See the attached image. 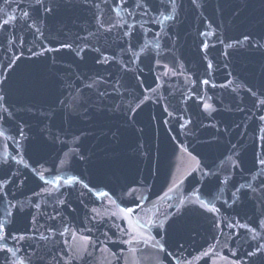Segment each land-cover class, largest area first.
<instances>
[{"label":"water","instance_id":"1","mask_svg":"<svg viewBox=\"0 0 264 264\" xmlns=\"http://www.w3.org/2000/svg\"><path fill=\"white\" fill-rule=\"evenodd\" d=\"M0 224V264H264V0H0Z\"/></svg>","mask_w":264,"mask_h":264},{"label":"snow or ice","instance_id":"2","mask_svg":"<svg viewBox=\"0 0 264 264\" xmlns=\"http://www.w3.org/2000/svg\"><path fill=\"white\" fill-rule=\"evenodd\" d=\"M5 23H7V21ZM245 39H247V37ZM205 83H207V81H205ZM3 227V224H0V232H2Z\"/></svg>","mask_w":264,"mask_h":264}]
</instances>
